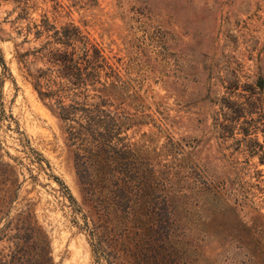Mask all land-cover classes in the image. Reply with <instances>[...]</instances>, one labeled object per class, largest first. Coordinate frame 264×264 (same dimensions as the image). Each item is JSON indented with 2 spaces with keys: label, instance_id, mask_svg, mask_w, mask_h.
<instances>
[{
  "label": "rangeland",
  "instance_id": "rangeland-1",
  "mask_svg": "<svg viewBox=\"0 0 264 264\" xmlns=\"http://www.w3.org/2000/svg\"><path fill=\"white\" fill-rule=\"evenodd\" d=\"M66 29L122 120L88 151L31 77ZM33 228L53 264H264V0H0V264Z\"/></svg>",
  "mask_w": 264,
  "mask_h": 264
},
{
  "label": "trees",
  "instance_id": "trees-1",
  "mask_svg": "<svg viewBox=\"0 0 264 264\" xmlns=\"http://www.w3.org/2000/svg\"><path fill=\"white\" fill-rule=\"evenodd\" d=\"M49 38L52 41H48L38 51L40 58L47 60L48 67L31 75L40 98L50 101L53 112L67 128L68 141L78 150H91V139H94L95 134L109 142V128L113 123L116 125L122 121L121 117L112 116L103 100L90 103L89 96L83 91L90 81H97V69L101 67L100 53L94 49L92 55L93 48L77 29L55 32ZM77 44L81 46L78 48ZM78 49L80 53L77 54ZM95 53L99 55L95 56ZM98 126L107 128L106 132L94 130ZM109 146L104 143L98 148L104 151L103 148ZM31 232L32 239L36 238L37 241L29 264H53L49 245L46 241H39L37 229L33 228ZM19 263L20 260H16L15 264Z\"/></svg>",
  "mask_w": 264,
  "mask_h": 264
}]
</instances>
